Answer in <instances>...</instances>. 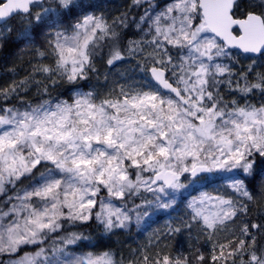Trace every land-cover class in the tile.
<instances>
[{"label":"snow or ice","instance_id":"snow-or-ice-1","mask_svg":"<svg viewBox=\"0 0 264 264\" xmlns=\"http://www.w3.org/2000/svg\"><path fill=\"white\" fill-rule=\"evenodd\" d=\"M0 70V264H264V0H0Z\"/></svg>","mask_w":264,"mask_h":264},{"label":"trees","instance_id":"trees-1","mask_svg":"<svg viewBox=\"0 0 264 264\" xmlns=\"http://www.w3.org/2000/svg\"><path fill=\"white\" fill-rule=\"evenodd\" d=\"M129 3V0H106L107 8L110 12H113L115 14H118L119 11H123L124 7L127 6ZM0 73H2V70H0ZM11 78L10 74L5 76L0 74V81H6ZM163 221H160L159 223H162ZM157 225H154L153 227H156ZM135 232V230H133ZM120 239H127V240H132L134 244H139L140 242H146L147 235L146 233L141 235V234H134L130 237H124L121 236ZM142 240V241H140Z\"/></svg>","mask_w":264,"mask_h":264},{"label":"rangeland","instance_id":"rangeland-1","mask_svg":"<svg viewBox=\"0 0 264 264\" xmlns=\"http://www.w3.org/2000/svg\"><path fill=\"white\" fill-rule=\"evenodd\" d=\"M147 235V234H146ZM140 241H142V240H140ZM128 243L132 246V247H136L137 246V244H134L133 242H132V240H128ZM144 243V242H143ZM139 244H142V242H140Z\"/></svg>","mask_w":264,"mask_h":264}]
</instances>
